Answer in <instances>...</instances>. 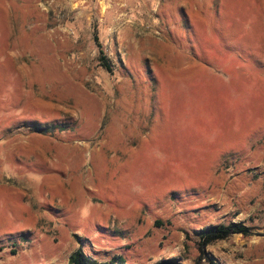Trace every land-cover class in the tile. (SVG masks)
I'll return each instance as SVG.
<instances>
[{
    "label": "rangeland",
    "instance_id": "obj_1",
    "mask_svg": "<svg viewBox=\"0 0 264 264\" xmlns=\"http://www.w3.org/2000/svg\"><path fill=\"white\" fill-rule=\"evenodd\" d=\"M78 250L264 264V0H0V264Z\"/></svg>",
    "mask_w": 264,
    "mask_h": 264
},
{
    "label": "trees",
    "instance_id": "obj_2",
    "mask_svg": "<svg viewBox=\"0 0 264 264\" xmlns=\"http://www.w3.org/2000/svg\"><path fill=\"white\" fill-rule=\"evenodd\" d=\"M95 30V29H94ZM94 41L98 48L99 62L100 65L108 72L112 71L111 64L105 55L99 38L97 36V31H94L93 35ZM241 234L243 236H248L250 234V228L241 223H230L228 225H214L199 231L198 237V248L200 253L204 254V248L210 244L217 241L225 240L231 235ZM209 261V260H208ZM210 264H215L209 261ZM68 264H125L123 257H114L108 262H98L87 255H85L81 250H78L70 255ZM158 264H180L176 259H168L159 262ZM194 264H202V257L198 258Z\"/></svg>",
    "mask_w": 264,
    "mask_h": 264
}]
</instances>
